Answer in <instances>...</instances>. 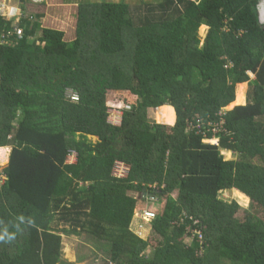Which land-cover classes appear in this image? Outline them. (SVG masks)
<instances>
[{"label": "trees", "instance_id": "obj_1", "mask_svg": "<svg viewBox=\"0 0 264 264\" xmlns=\"http://www.w3.org/2000/svg\"><path fill=\"white\" fill-rule=\"evenodd\" d=\"M259 2L86 1L71 41L36 8L17 21L22 37L0 44V148L11 146L0 165V227L14 231L21 215L25 223L0 242V264H67L62 234L82 232L109 244L104 264H264ZM12 24L0 18V29ZM245 82L246 103L224 109L242 101ZM152 108L160 120H150ZM232 188L250 208L219 197ZM150 201L155 244L131 229Z\"/></svg>", "mask_w": 264, "mask_h": 264}, {"label": "rangeland", "instance_id": "obj_2", "mask_svg": "<svg viewBox=\"0 0 264 264\" xmlns=\"http://www.w3.org/2000/svg\"><path fill=\"white\" fill-rule=\"evenodd\" d=\"M50 5H43L42 7L37 6L35 10L41 11V12H48V15L46 18L42 20V23L44 26L47 27H53L56 29H61L66 33V39L71 41L74 37L75 33V18H76V11H77V6L75 3H82L86 1H91V0H48ZM109 1H118V0H109ZM128 2L130 5H138L143 1H148V2H158L160 0H124ZM263 26V25H262ZM207 33L206 26L201 25L199 30H198V35L201 39L200 45L203 43L204 37ZM16 38L15 34L11 36V40ZM17 39V38H16ZM12 40V41H13ZM238 83L235 85V98L237 96L238 88L237 86ZM246 89L247 86L245 85V91H244V100L243 102H238V103H246L245 99V94H246ZM247 98V96H246ZM237 103H233L231 105H227L224 107V109H232L234 105ZM170 108V107H168ZM109 117L108 120L111 123L114 124H119L121 120V112L117 110H110L109 111ZM158 110L152 108L148 114L149 118L152 121H158L160 120L157 117ZM92 140H96L97 138L94 136L90 137ZM11 149V146H9ZM10 149H8L7 152V160H8V154L10 153ZM220 153L223 155L225 159H233L236 158L237 155L232 153L231 151L227 150H221ZM1 159V158H0ZM3 159V158H2ZM76 155L75 152H72L69 157H68V162L75 161ZM7 164V162H5ZM0 165L2 166V161L0 160ZM240 192V191H239ZM243 194V193H242ZM246 196V195H245ZM219 197L222 200H225L227 202H231L232 200H235L236 202L239 203L240 209L239 212L241 213L243 209L245 208H250L251 200L248 197V202H240L237 197L235 196L234 189H225L221 192H219ZM141 204V203H140ZM144 209L149 207V204H146V202L142 203ZM152 206V205H151ZM143 209V210H144ZM136 217V214H135ZM136 219V218H135ZM137 219L140 220V217L137 216ZM137 221V220H136ZM145 226H142L140 228L135 229V227H132V231L134 233L136 232L140 237L144 239L150 240L153 244L157 242L155 238L152 237V229L151 227V221L150 222H145ZM62 226V225H61ZM65 228H68V225L65 226ZM185 242L189 243L190 238H186ZM151 250V248L148 247V252ZM109 244L107 242L99 241L96 240L85 232L79 233V234H62V253H63V258L67 261V264H104L103 262L106 261V258L109 257ZM149 254V253H147Z\"/></svg>", "mask_w": 264, "mask_h": 264}, {"label": "crops", "instance_id": "obj_3", "mask_svg": "<svg viewBox=\"0 0 264 264\" xmlns=\"http://www.w3.org/2000/svg\"><path fill=\"white\" fill-rule=\"evenodd\" d=\"M118 1H120V0H118ZM0 2H2V3H4V16L5 17H3V16H1L0 15V18H2V19H4V20H7V21H9V20H12L13 21V24H12V26H11V28H9V29H6V27L4 28H1L0 29V35H1V33L3 32V31H5V30H13V28H14V26H18L17 25V21H20L22 18H25V19H30V20H32V19H34V14L31 12L33 9H35V6H36V8H37V6H40V7H42L44 4L45 5H50L49 4V1L48 0H46V2H44V3H41V4H33L32 3V0H0ZM262 2V3H261ZM261 3V7H260V10H259V23H261V19L262 20H264V0L262 1V0H260V2L258 3V4H260ZM79 3H75V5L77 6ZM33 5V7H31ZM12 9H18L19 10V12H21V14H22V16H21V18H15V17H6V14L9 12V11H11ZM38 12H41V11H38ZM44 13V12H43ZM48 15V12H47V10H46V12L44 13V16L41 18V22H42V20L44 19V18H46V16ZM32 17V18H31ZM75 21H76V18H75ZM42 25L44 26V24L42 23ZM203 26H206V25H203ZM206 29H208V27L206 26ZM32 38V37H31ZM30 39V38H29ZM248 74H249V76H250V79H253L254 77H255V75L252 73V72H250V71H248ZM239 84V83H238ZM245 84H246V86H247V89H246V96H247V91H248V83L247 82H245ZM246 96H245V99H246ZM243 100H244V98L242 99V102H243ZM244 104V103H243ZM236 105H242V103H237ZM235 106V105H234ZM233 106V107H234ZM169 109H171V108H169ZM171 111H172V109H171ZM174 113V111H172V114ZM5 148H7V147H1L0 148V150L1 149H3L1 152H0V154H4V157H3V159H0L1 161H2V164L3 165H5V162H7L8 163V160H9V154H8V160H7V153H6V151H5ZM9 148V147H8ZM10 149V148H9ZM10 151H11V149H10ZM72 162H74V161H72ZM2 165V166H3ZM232 189H234V190H237V189H235V188H232ZM243 195H245L244 193H243ZM137 220V221H136ZM142 226H145V224L142 222V221H140L139 219H134L133 220V223H132V227H135V229H137V228H140V227H142Z\"/></svg>", "mask_w": 264, "mask_h": 264}, {"label": "built area", "instance_id": "obj_4", "mask_svg": "<svg viewBox=\"0 0 264 264\" xmlns=\"http://www.w3.org/2000/svg\"><path fill=\"white\" fill-rule=\"evenodd\" d=\"M42 1V0H39ZM4 3L0 2V15L4 16ZM10 11L6 14V17H15V18H21L22 14L21 12H16L14 15H9ZM32 18V17H31ZM264 23V20H263ZM15 34L16 38L19 39L20 37H22L23 35V28L20 26H14L13 30H5L1 33L0 35V44H9L11 41V36H13ZM69 96L72 99H77V96L75 94H73V92H69ZM195 120V119H194ZM197 120H201V119H197ZM199 121H197L199 123ZM193 122L188 120L187 121V125L190 127H194V124H192ZM197 127H199V125H197ZM217 132V131H216ZM207 141H212L215 142L213 140H207ZM125 173V167L123 164L118 163L116 168H115V175L117 176H122ZM136 216L140 217L142 220H144L145 222H150L154 217H155V212L150 210V209H146L144 211H141L139 213H135ZM197 222V220H194V223ZM193 234L197 235L198 238H201V231L200 230H196L193 232ZM109 264H115L113 262H109Z\"/></svg>", "mask_w": 264, "mask_h": 264}, {"label": "clouds", "instance_id": "obj_5", "mask_svg": "<svg viewBox=\"0 0 264 264\" xmlns=\"http://www.w3.org/2000/svg\"><path fill=\"white\" fill-rule=\"evenodd\" d=\"M263 1V0H262ZM44 2H46V0H42V1H39V0H32V3L33 4H41V3H44ZM262 3V2H261ZM261 3L260 4H258L257 5V8H258V16H259V10H260V5H261ZM19 10L18 9H12L11 11H10V13H9V15L11 16V15H14L16 12H18ZM76 15V14H75ZM260 18V17H259ZM261 25H263V27H264V23H263V20L261 19V23H260ZM114 124V123H113ZM208 137H203V142L204 143H207V144H213V145H216L217 143H218V139L217 138H212L211 140H213V141H215V142H212V141H207V140H210V139H207ZM6 147H9V146H6ZM151 202H153V201H150V202H147V204H149V207L148 208H146V209H150V210H152L151 209ZM146 209H144V210H146ZM143 209L142 210H136L135 211V213L137 212V213H139V212H141V211H144ZM153 211V210H152ZM156 216V215H155ZM135 218H137V216L135 217V214H134V219ZM155 218V217H154ZM153 218V219H154ZM152 219V220H153ZM18 220L20 221V224L19 225H12L11 226V228L12 229H14V231H12V230H10V227L9 226H3V227H0V242H4V243H9V242H12L13 240H15L16 239V234H17V232H19V231H21V227H20V225H23L24 223H25V218L23 217V215H21V216H19L18 217ZM151 220V221H152ZM140 221H142L144 224H146L145 223V221L144 220H142L141 218H140ZM27 226H35V223H34V220L32 219V218H29L28 220H27ZM151 226H149V228H150ZM135 234H137L136 232H135ZM138 235V234H137ZM139 236V235H138ZM140 237V236H139ZM142 238V237H141ZM142 239H144V238H142Z\"/></svg>", "mask_w": 264, "mask_h": 264}]
</instances>
